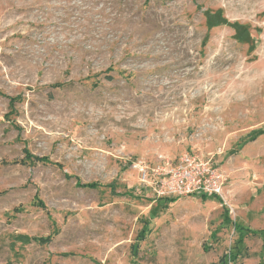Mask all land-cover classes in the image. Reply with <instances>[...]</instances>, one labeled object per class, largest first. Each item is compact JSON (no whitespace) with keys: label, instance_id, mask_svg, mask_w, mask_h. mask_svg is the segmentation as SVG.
Returning <instances> with one entry per match:
<instances>
[{"label":"rangeland","instance_id":"obj_1","mask_svg":"<svg viewBox=\"0 0 264 264\" xmlns=\"http://www.w3.org/2000/svg\"><path fill=\"white\" fill-rule=\"evenodd\" d=\"M186 151L223 170L221 200L141 186L137 162ZM248 228L264 0H0V264H264Z\"/></svg>","mask_w":264,"mask_h":264},{"label":"built area","instance_id":"obj_2","mask_svg":"<svg viewBox=\"0 0 264 264\" xmlns=\"http://www.w3.org/2000/svg\"><path fill=\"white\" fill-rule=\"evenodd\" d=\"M139 182L158 197L223 196L227 177L211 158L186 151L175 159L160 157L136 164Z\"/></svg>","mask_w":264,"mask_h":264},{"label":"trees","instance_id":"obj_3","mask_svg":"<svg viewBox=\"0 0 264 264\" xmlns=\"http://www.w3.org/2000/svg\"><path fill=\"white\" fill-rule=\"evenodd\" d=\"M15 100H17L16 98H11V102H15ZM24 153H25V158L30 160L31 162H43V163H51V160L49 159V157L47 156H37V155H34L32 154L28 149H24ZM56 165L58 166H61L60 164L58 163H55ZM66 177L68 178H71L72 176L71 175H66ZM76 186L78 187H81V188H85V189H96L98 188L99 186V183L97 182H86V183H83L81 182V180H79L77 177H76ZM113 188L114 186L111 185ZM201 198L203 199H206L208 198L207 195H202L200 196ZM217 197L219 200H221V198L219 196H215ZM177 197L171 199V201H175ZM40 205L44 207V204L43 202H40ZM235 225V228L237 229H243V227H241V225L239 224H234ZM248 232H250L252 235H262L264 236V229H261V230H252V229H246ZM51 237H47L45 239H41L42 242H48L50 240ZM235 259V255H233L232 253L229 254V260H233Z\"/></svg>","mask_w":264,"mask_h":264},{"label":"crops","instance_id":"obj_4","mask_svg":"<svg viewBox=\"0 0 264 264\" xmlns=\"http://www.w3.org/2000/svg\"><path fill=\"white\" fill-rule=\"evenodd\" d=\"M146 190L149 191L151 197H153L154 199L169 200V201H171V199L175 198V197H158L151 190H149V189H146Z\"/></svg>","mask_w":264,"mask_h":264}]
</instances>
